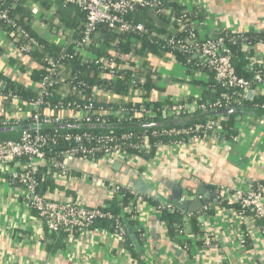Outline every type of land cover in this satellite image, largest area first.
<instances>
[{
    "label": "crops",
    "instance_id": "1",
    "mask_svg": "<svg viewBox=\"0 0 264 264\" xmlns=\"http://www.w3.org/2000/svg\"><path fill=\"white\" fill-rule=\"evenodd\" d=\"M178 2L188 11L190 21L202 35L206 30L218 32L224 27L239 32L264 29V0ZM23 6L30 13V18L25 19L26 25L48 44L61 49L71 46L80 59L95 58L93 48L75 50L76 34L58 20L57 8L45 6L41 0H25ZM179 30L178 23L164 24V31ZM95 35L99 42L100 31ZM134 43L136 40H132L129 53L135 50V65L141 70L153 71L155 89L145 96L149 103H158L163 108L172 101H197L204 97L210 81L207 72L185 66L168 52L146 50L139 53L133 48ZM112 51L110 48V55ZM129 53L124 56L129 57ZM255 55L258 58L264 56L263 45H257ZM41 67L31 53L18 52L7 32L0 27V74L4 79L17 86L37 89L38 84L31 74ZM257 89L259 92L253 96L264 95V86ZM60 90L67 91L66 87ZM126 92L118 94L100 90L95 99L97 102L137 103L143 96L135 91L129 95ZM247 98L252 97L247 94ZM31 110L29 102L0 94V118L19 122L26 120ZM43 112L61 117L71 113L48 108ZM214 118L222 125L221 133L191 140L181 146L157 148L148 159L134 154L129 161L107 158L91 162L78 158L68 160L73 177L45 174L48 180L42 190V195L50 200H78L86 207L97 208L109 205L114 197L105 188L92 183L91 177L126 186L132 178H143L153 191L151 195H143L157 204L171 202V186H179L182 194L202 186L213 199L208 201V209L194 212L198 231L192 230L189 220L183 222L184 233L177 235V240L171 239L161 219V211L156 209V204L143 199L137 202L132 227L134 234L138 233L136 241L131 240L133 246L139 244V248H133L136 256L127 244L115 238L114 232L104 228L50 237L36 212L23 203L22 187L12 180V174L23 169L25 158L8 159L0 162V264H264L261 222L250 212L238 219L230 210L232 208L219 203L214 193L220 186L226 190L246 191L257 182L264 183V113L259 110L232 113L234 135L231 137L225 135L227 119L224 113L215 114ZM188 194L191 198L199 196L198 193Z\"/></svg>",
    "mask_w": 264,
    "mask_h": 264
},
{
    "label": "built area",
    "instance_id": "2",
    "mask_svg": "<svg viewBox=\"0 0 264 264\" xmlns=\"http://www.w3.org/2000/svg\"><path fill=\"white\" fill-rule=\"evenodd\" d=\"M4 1L0 0V20L11 28L10 31L4 29L9 39L11 38L10 40L18 52H34L39 47L38 41L10 15L8 7L11 5L6 6ZM18 1L12 0V6H15ZM168 1L179 6L178 0ZM49 5L52 9L57 8V5H72L83 13L84 27L80 38L74 43L76 51L84 50L91 45H98L95 31L99 25H105L108 29L119 34L131 31L146 32L144 24L136 22L131 16V13L143 8L152 9L158 13L163 12L170 23H178L180 30L186 31L187 34L178 37L176 33L171 32L166 37L160 36L162 47L166 46L171 51L182 53L185 66L190 67L189 65H191L190 68L192 69L210 73L214 84L208 85L209 91L216 92V85L221 90L218 97L213 100L208 97L197 101L170 102L162 108L170 119L186 118L197 112L216 110L223 106L242 107L249 92L255 89L258 90L257 87L264 86V56L258 58L255 55L252 58L250 67L253 76L251 80L239 76L232 65V52L229 44L239 47L240 42L244 46L246 42L243 32L224 27L218 32L206 30L203 35L199 34L193 23L188 21V11L184 8L178 10V12L171 6L163 8L161 0H49ZM260 31H263V35L257 45L264 46V29ZM140 46V40H136L133 48L138 49ZM169 53L173 59H176L172 52L169 51ZM111 54L107 57H95L92 60L84 57L81 58V62L92 61L98 69L100 79L115 80L116 78H123L125 72L131 70L132 78L126 94L129 95L133 91L142 93L143 96L137 103L126 101L98 103L95 99L97 92L104 90L106 93H111L110 88L102 84L93 85L89 88L84 80L74 75L66 83V86H68L66 87L67 91L61 92V100L52 104L45 99V96L48 95V89L59 81L60 61L64 55H67V52L62 51L54 57L45 55L42 58L41 67L45 74L38 84V97L29 102L32 110L27 119L35 126L34 130L33 132L22 130L17 140L0 138V162L8 159L25 158L26 162L23 169L12 174V180L22 187L23 203L36 212L48 231L65 232L68 235L83 234L92 228L96 219H114L115 238L123 242L126 237L125 224L122 220H119L118 215L104 209L107 207L106 205L91 208L84 206L78 200H50L39 193L37 190L38 182L35 179L38 166L47 162L53 176L72 178L73 175L67 165L68 160L78 158L85 162H91L99 158H107L109 160L129 161L131 156L136 155L138 152L148 153L152 145L150 139L156 136L173 138L170 143H156L157 148L170 145L181 146L191 140H199L207 138L210 134L221 133L222 125L219 119L213 117L203 123L178 127L171 126L162 129L125 130L120 133H115L112 129L102 133L90 131L65 132L61 134V140L68 145L66 148L58 150V147L54 146L57 139L41 134L38 128L39 125L80 124L82 122L108 124L110 118H114L116 123L130 122L134 118L139 122H147L155 117L156 108L145 97L143 82L138 80L139 77L144 78L149 70H141L135 65L137 64L136 61L134 62L135 50L129 53V57H125V54L117 48L113 49ZM150 73L153 74V71H150ZM68 90L72 91L73 95L65 99ZM87 90H89V94H87ZM11 96L19 100L15 95ZM254 106L264 109V103H255ZM44 108L54 111L69 110L71 113L66 117L48 115L43 112ZM9 121L7 118H0V123ZM54 148H56L55 155H47ZM90 181L105 188L112 197H119L121 188L126 187L132 201L139 202L140 200L139 193L126 185L111 181L104 182L96 177H91ZM216 198L218 201L226 200L235 204L236 208L230 210L238 219H243L250 212L255 219L261 222L260 230L264 236V183L257 182L252 189L246 191L241 189L226 190V188L220 186L216 189ZM155 206L159 211L178 209L169 201L158 203ZM209 207V203L205 204L201 210H206ZM134 212L137 215V206ZM136 215L132 218L135 219ZM181 215L182 224L178 227V236L184 233L183 222L196 217L194 212H182Z\"/></svg>",
    "mask_w": 264,
    "mask_h": 264
},
{
    "label": "trees",
    "instance_id": "3",
    "mask_svg": "<svg viewBox=\"0 0 264 264\" xmlns=\"http://www.w3.org/2000/svg\"><path fill=\"white\" fill-rule=\"evenodd\" d=\"M3 1V0H2ZM6 6H10L9 13L13 18H15L20 24L23 25L25 29H27L30 34L38 41L39 47L34 51L31 52L32 56L35 57L36 60H38L42 64V58L45 55L48 56H57L62 51L67 52V55L63 56L60 61V79L58 82L54 83L52 87L48 89V95L45 96V99L50 101L52 104L57 103L59 100H61V88L62 87H68L66 86V83L69 82L70 78L74 75H77L79 79L84 80L89 88L93 85H105L114 93H125L127 91L129 82L132 78V71L127 70L125 72V75L123 78H116L115 80H109V79H100L98 77V69L95 67L94 63L92 61L89 62H81L80 57L73 51L71 46H68L65 49H61L60 47H57L52 44H48L44 39H42L39 35L34 33L30 30L29 26L26 25L25 19H29V12L26 7L23 6L25 0H19L17 3H15V6H12L11 2L12 0H5L4 1ZM41 2L45 6H49V0H41ZM162 6L168 7L171 6L176 12L178 10H182L183 8L179 5H175L173 2H170L168 0H161ZM162 8V9H163ZM131 16L133 19L137 22H142L144 24V27L146 29V32H129V33H123L119 34L116 33L110 29H108L105 25H99L95 31V34L97 31H100L101 33V39H99L98 46L91 45L90 48H93V52L95 53V57H107L111 56L109 55V49H115L117 48L121 53L127 54L129 53L130 49L132 48L131 42L132 40H140L141 46L138 48L137 52L141 53L146 50L153 51L156 53L160 52H172L177 60L183 62L184 56L182 53L178 51H171L169 47H162V39H159L160 36H168L171 33L164 31V24L170 23L169 19L163 14V12H156L152 9H145L136 11L134 13H131ZM56 17L60 22H62L66 27H68L69 30H71L74 34H76V40H78L82 34V29L84 27V15L82 12H80L77 8H75L72 5H57V15ZM188 21L191 20L190 15L188 14ZM172 24V23H170ZM0 27L6 30H11L9 26H6L3 21L0 20ZM178 37H183L187 34V32L183 30H179L174 32ZM263 31H251V32H243V36L245 37L246 44L243 46L239 42V47H237L234 44H229L232 56L231 61L232 65L236 71V73L248 80L252 79L253 72L251 70V60L254 57V49L259 42V39L262 37ZM11 39V38H10ZM248 46V47H247ZM194 61V59H193ZM191 67V65H189ZM189 67V68H190ZM208 73V72H207ZM45 74V71L41 68V70L37 72H33L31 74L32 79L39 84L41 81L43 75ZM210 81L209 84H214V81L212 79V75L210 73ZM141 76V75H140ZM139 82L142 81L144 85V91L145 96L150 92L151 89H155V84L153 80L152 73L148 72L144 78H138ZM0 94L3 96H9L13 97L11 95H15L17 99L32 102L38 97V91L39 86L37 85V89H27L21 86H17L11 81L4 79V77L0 74ZM216 92H211L207 90L205 92V95L202 99L211 98L212 100L218 97V94L221 90V88L216 85ZM87 94H89V90H87ZM72 91L68 90L66 98L72 97ZM98 103H105L104 101H98ZM255 103H264V95H257L253 96L251 99L246 98L243 102L242 108H253L256 110L264 111V109L255 107ZM169 104V103H168ZM156 108V115L154 118H152L150 121L147 122H139L136 118L132 119L130 122L124 121L122 123H116L114 118H110V123L108 125H113L112 127H102L99 126L100 124L95 122L90 123H80L78 127H59L58 124L56 125H45L41 128H39V132L43 135L49 136L50 138H56L57 143L54 146H57L58 150L66 148L68 144H65L61 140V134L65 132H81V131H90L94 133H102L107 132L109 129H112L115 133H120L122 131H142L145 129H162V128H168L171 126H182V125H193L195 123H203L208 119H212L215 115L210 116H203L196 119L191 120H184L175 122L170 119L162 110V107L160 104L155 103L153 104ZM227 108H236L234 106H223L219 110H224ZM203 112H197L192 116H196L198 114H201ZM232 111L224 113L226 117V123L224 124V130L225 135L227 137H231L234 135L233 131V120H232ZM223 117V116H222ZM185 117H179L176 119H183ZM32 124V122L28 119L22 120L19 122H1L0 127L5 126H13V125H25V124ZM5 125V126H4ZM63 125V124H62ZM65 125V124H64ZM33 128H30L28 131L33 132ZM22 130H9V131H1L0 132V138L2 139H13L17 140L20 137ZM173 138L169 136H156L154 138H151V148L148 153H136V155L143 156L146 159L150 158L155 151L157 150L156 143H170ZM53 151V152H52ZM51 154H54L56 152V148L52 149ZM55 155V154H54ZM50 165L45 162L38 166V170L35 174V179L38 182L37 190L39 193L42 194L43 185L47 183V176L51 174ZM45 176V177H43ZM217 189V188H216ZM216 189L214 190L215 196H216ZM138 197L140 200L147 199L153 204H157L152 198L147 197L143 194H138ZM222 206H226L228 208H236V205L230 202H227L226 200L219 201ZM137 206V202L131 200V195L128 193V188L122 187L119 192V197H114L111 201H109V205L105 207L104 209H108L113 214L119 216V220H122L125 224V230H126V237L124 239V243L128 245L129 249L132 251V254L136 256V252L133 249L134 246L131 242L130 235L127 231L128 228H132L134 226V217L136 215L135 208ZM127 208V210H126ZM182 212L179 209H175L173 211H169L166 209H163L161 211V219L165 222L167 227L168 235L171 239H176L177 237V231L178 227L182 224ZM190 223L192 226L193 231H198L197 223L194 218L190 219ZM92 228H104L111 232L115 231V220L114 219H96L94 224L92 225ZM48 231V230H47ZM50 237L60 235V237H65V232H51ZM135 235L138 237V233L135 232ZM59 237V238H60Z\"/></svg>",
    "mask_w": 264,
    "mask_h": 264
},
{
    "label": "water",
    "instance_id": "4",
    "mask_svg": "<svg viewBox=\"0 0 264 264\" xmlns=\"http://www.w3.org/2000/svg\"><path fill=\"white\" fill-rule=\"evenodd\" d=\"M258 90H254L248 93L249 97H253V95L257 94ZM252 110H256L253 108H242V107H236V108H227L224 110H211V111H207V112H203L201 114H198L196 116H190V117H186L183 118L181 120L179 119H175L173 121L175 122H179V121H184V120H191V119H196L199 117H203V116H210V115H215V114H222V113H226L229 111L232 112H241V111H252ZM261 111V110H259ZM262 113H264V111H261ZM43 125H39L38 128H41ZM59 127H78L79 124H58ZM99 126L102 127H112L113 125H108V124H100ZM35 126L33 124H25V125H13V126H5V127H0V132L1 131H9V130H29L30 128H34ZM124 167H127V169L129 168L126 164H124ZM127 187H129L130 189L134 190L137 193L140 194H145V195H151L153 194L152 189L150 188L148 182H146V180H144L143 178H132L130 179L129 183L127 184ZM171 194L169 197V200L180 210H182L183 212H188V213H193L196 212L200 209H202V207L208 203V201L212 200V196L210 195L209 191L202 186H199L196 188V190H190L187 191V193L182 194L181 192V188L179 186H171ZM188 192L196 194L198 193V197L196 198H191L190 195L188 194ZM214 200H216V198H214ZM130 238L133 242L136 241V236L132 230V228H128L127 229ZM135 248H139V244L135 243L134 244Z\"/></svg>",
    "mask_w": 264,
    "mask_h": 264
}]
</instances>
